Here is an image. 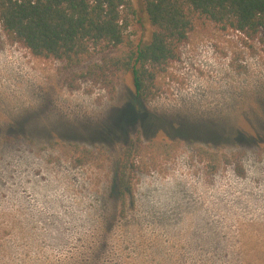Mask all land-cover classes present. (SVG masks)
I'll return each mask as SVG.
<instances>
[{"label":"rangeland","instance_id":"1","mask_svg":"<svg viewBox=\"0 0 264 264\" xmlns=\"http://www.w3.org/2000/svg\"><path fill=\"white\" fill-rule=\"evenodd\" d=\"M129 5L126 34L146 43ZM125 51L69 67L0 26V264H264V38L198 23L148 102L105 65Z\"/></svg>","mask_w":264,"mask_h":264},{"label":"trees","instance_id":"2","mask_svg":"<svg viewBox=\"0 0 264 264\" xmlns=\"http://www.w3.org/2000/svg\"><path fill=\"white\" fill-rule=\"evenodd\" d=\"M142 4L152 29L146 43L134 44L126 34L128 19L122 10L130 8L129 0H0V26L32 57L69 67L83 65L97 47L125 48L124 54L108 59L105 65L129 73L136 98L144 102L155 97V80L179 60L180 46L198 23L232 29L249 39L264 38V0H142ZM137 141L127 144L118 170L121 206L129 191V176L135 171L132 157ZM79 149L70 147L73 155L87 158ZM195 151L215 172L218 155L205 148Z\"/></svg>","mask_w":264,"mask_h":264}]
</instances>
